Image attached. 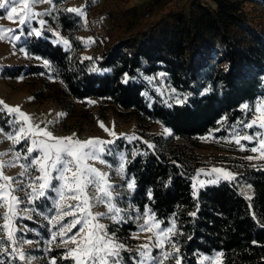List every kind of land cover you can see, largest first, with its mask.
<instances>
[{"label": "trees", "instance_id": "trees-1", "mask_svg": "<svg viewBox=\"0 0 264 264\" xmlns=\"http://www.w3.org/2000/svg\"><path fill=\"white\" fill-rule=\"evenodd\" d=\"M209 1L215 7L193 0L189 13L170 15L158 38L135 36L108 48L99 62L103 74L91 72L89 61L74 58L47 33L25 44L31 56L49 62V69L7 67L2 76H32L40 83L38 99L64 104L94 98L162 123L172 135L153 137V148L140 140L117 143L127 152L126 174L135 181L133 204L142 212L150 208L165 227L176 221L183 234L173 239L183 264H198L201 255L217 252H223V264H264V169L249 168L242 174L253 188L251 201L228 183L208 186L193 196L194 169L173 145L175 137L192 140L221 124L232 126L244 118L242 105L264 96V32L249 21L243 7L248 0ZM58 23L72 46L81 48L74 36L81 28L80 17L65 11ZM158 72L168 74L173 87L186 94L182 104L149 107L145 86L136 78ZM0 124H6L1 115ZM136 230L128 223L119 226L117 234L130 237ZM62 252L54 251L52 257L59 264H71L62 261Z\"/></svg>", "mask_w": 264, "mask_h": 264}, {"label": "rangeland", "instance_id": "rangeland-1", "mask_svg": "<svg viewBox=\"0 0 264 264\" xmlns=\"http://www.w3.org/2000/svg\"><path fill=\"white\" fill-rule=\"evenodd\" d=\"M201 4H208L215 7L209 0H199ZM193 0H53V4L39 3L33 9L42 15L35 16L31 19L29 26L25 29V35L21 36L18 41L7 42L0 40V101L11 107L18 106L20 110L31 118V123L39 125L40 128L47 126V130L52 132L56 137H73L80 141H87L90 138H99L105 141H114L112 144L105 145L108 149H113L111 154H105L102 159L106 163L91 162L92 166L96 167L102 172L108 173L109 180L115 185H124L126 181L132 180L126 174V165L128 162L127 152L120 150L118 141L125 140L126 143H133L137 140L151 143L153 137H164L168 139L171 135L164 132L165 127L162 123L157 121H145L138 115L125 111L117 110L114 106L104 101L90 98L85 101H75L68 99L64 104H60L54 99H38L35 96L36 91L39 90L40 83L29 75H21L17 78L3 77L2 72L7 67H17L24 65L29 67L31 65H41L45 69L50 67L44 66V61L34 58L28 53L26 41L28 38L35 36L34 34L28 35V31L36 29L41 32L39 37H44L47 33L52 35L51 41L57 45H61L65 51L70 52L74 58L81 61H89V70L95 67L97 71H91L97 74H103L105 71L99 67V62L102 60L105 51L108 48H113L123 41L132 39L135 36L144 37L147 35L152 38L160 36V26L163 21L170 15L184 11L189 13L192 8ZM249 21L264 32V0H248L243 5ZM68 8L83 9L85 15L78 16L81 19V28L74 32L75 38L79 41V46H72L70 41L65 37L59 27L58 18ZM51 13L46 14V13ZM75 14V13H73ZM76 15V14H75ZM44 20V24L39 23ZM0 27L11 28L17 30L19 34V23L10 22L3 15V10H0ZM58 34V35H57ZM6 35H12L8 33ZM37 37V36H36ZM63 39H67L71 45L70 48H65L62 43ZM89 40L94 43H87ZM60 41V42H58ZM23 48V51L20 49ZM27 53V55H25ZM91 57L92 59H84ZM163 74V75H161ZM127 80V79H126ZM136 81L145 86L143 97L146 103L151 108L155 103L164 106H172L178 103V100L185 101L187 96L185 93L173 87L169 75L164 72L145 76L142 73L137 75ZM175 90L174 92L172 90ZM264 97V96H263ZM258 98L253 104L259 101ZM91 101V103H89ZM2 107V106H0ZM244 112V118L237 121L232 126L226 128V124H221L219 128L211 133L192 140L175 137L173 140L174 147L180 149L185 153V160L188 165L194 169L192 183L194 184L197 177L196 174L201 170L209 172L213 168H220L230 171L236 176L239 184L235 181L228 182L222 177L216 184L207 183V181L218 176L217 173H212L211 176L201 175L198 179L204 180L206 183L203 186L196 185L197 193L208 186L219 185L221 183H228L235 187L238 192L253 198V188L247 187V183L242 179V174L249 168H263L264 159L259 158V153L251 152L248 149L252 147H259L257 140L252 142L241 140L245 150H241L240 146L229 142L234 139L232 132L235 129L241 130L244 134L251 132L264 131V129H246L244 124L250 122L254 118L252 112ZM63 113V116L58 114ZM1 119L6 121L5 126L0 124L5 132H10L11 127L7 123L12 119V116L7 113H0ZM17 115V114H13ZM103 123L105 127L115 132V136H110L100 126ZM21 123H23L21 121ZM27 127V125H25ZM168 129V128H167ZM170 130V129H169ZM171 131V130H170ZM223 131V134L221 132ZM75 134V135H74ZM129 137H138V139H131ZM42 139V138H37ZM258 139V138H257ZM30 142L25 144L22 140L21 143L13 146L6 137L0 133V153L8 152L10 149L13 151H20L26 153V148L30 147ZM36 155V153H33ZM121 155H123L124 174L123 178L118 173L121 164ZM254 157L249 160L247 157ZM5 161L12 159L11 155L4 156ZM25 163V161H20ZM22 169L20 167H12L4 169V174L16 179L27 180V176H22ZM29 173L34 178L38 173L29 169ZM53 184L59 186V181H52ZM20 187L19 184L14 185ZM27 191V185H24ZM194 191V189H193ZM134 191H129L126 187H120L114 195L120 197L118 206L124 210L129 218L123 223L117 225L108 219H101L99 222L104 224L109 231L114 232L116 238L126 245L127 250L123 251L121 255L126 258V264H134L133 257L137 256L138 250L141 245L148 244L149 251L154 255H159L160 249L152 247L153 241L149 240L153 232H140V225L143 223V213L132 202V195ZM25 202L18 206L17 217L13 221L14 226H18L16 233L17 237L33 241L32 244H24L23 250L31 253L34 257L32 264H50L52 253L54 251H63L71 249V243L64 245L59 244V237L57 241H51L53 231H58V227H54L49 218L56 216L61 217V222L70 224L74 219L73 216H63L62 210H66L68 206L75 205L77 201L70 199L60 200L58 193L52 190L47 193L46 198L41 197L35 201L34 204L26 202L24 192L15 193ZM198 195V194H197ZM248 200V199H247ZM249 201V200H248ZM57 205H60L58 208ZM33 208L35 211H24V209ZM6 211L5 208H0V216ZM94 213L104 212L106 208L103 206H96L92 208ZM28 217H31L30 219ZM135 217V219H133ZM156 218V216H155ZM157 221H159L156 218ZM161 222V221H159ZM4 223L0 220V226ZM133 223L136 225L137 230L132 233L130 237H119L117 229L119 226ZM151 223V221H150ZM161 228H166L161 223ZM80 225L72 228L67 233L68 236L75 233ZM169 227V226H168ZM0 238H5L0 234ZM48 249H51L48 251ZM3 250L0 249V252ZM212 255H201L198 259V264H201L203 257H214ZM71 264L74 262L71 259ZM0 261L5 264H21L18 260H12L9 255H0ZM58 263V258L56 259ZM62 264V263H61ZM165 264H173L171 260L165 261ZM203 264H209L208 260H204ZM223 264V259H222Z\"/></svg>", "mask_w": 264, "mask_h": 264}, {"label": "snow or ice", "instance_id": "snow-or-ice-1", "mask_svg": "<svg viewBox=\"0 0 264 264\" xmlns=\"http://www.w3.org/2000/svg\"><path fill=\"white\" fill-rule=\"evenodd\" d=\"M39 3L53 4V0H0V10H3L6 19L10 22H18L20 25L19 34L15 29L0 27V40L7 42L20 40L21 36L25 35V29L29 26L31 19L42 15L33 10ZM66 11L75 13L78 16L85 15L83 9L68 8ZM46 14L50 15L51 13ZM39 23L43 25L44 20L41 19ZM8 33H12V35H6ZM27 34H34L39 37L41 32L31 29ZM62 43L66 49L71 47L67 39H63ZM87 43H94V41L89 40ZM20 50L23 51V48ZM84 59L91 60L92 58L85 57ZM44 66L50 67L47 60L44 61ZM97 70L95 67L91 68V71ZM124 82L126 83L127 80L125 79ZM177 102L183 103L184 101L178 100ZM0 106H2L0 107V113H7V115L12 116V119L7 121L11 131L5 132L3 128H0V133L13 146L21 143L22 140L25 144L29 142L31 144L30 147L26 148V153H21L18 150L13 151L12 149L0 153V208L6 209L4 214L0 216V220L4 221L3 225L0 226V234L6 237V239L0 238V249L3 250L0 255H9L12 260H18L21 264H32L34 257L31 253L23 250V245L32 244L33 241L17 237L18 226L13 224L14 219L18 218V206L25 202L24 198L15 193L24 192L27 198L26 202L34 204L37 199L46 198L48 192L55 190L61 201L66 198L77 201L75 205H70L66 210H62L63 216L71 215L74 217L70 224L62 223L59 215L49 218L53 226L58 227V231L52 232L51 241H57V237H59L58 246L59 244L67 245L69 243L73 245L71 249H67L62 254V258L65 260L71 259L74 264H126V258L121 255L123 251L127 250L126 245L116 238L114 232L109 231L99 221L106 218L119 225L129 218L127 214H124V210L118 206L120 197L114 195V193L120 187H126L129 191H134L135 181L129 180L124 185H115L109 180L108 173L98 170L89 163V161L106 163L102 157L105 154H111L113 149H108L105 145L112 144L114 141H105L99 138L80 141L73 137H56L47 130V126L40 128L39 125L32 124L31 118L23 113L18 106H8L4 101H0ZM242 110L250 111L254 116L250 122L244 124V128L264 129V97H261L252 106L245 103L242 105ZM58 115L63 116L64 114ZM99 126L110 136L116 135L114 131L105 127L102 122ZM164 132L171 135V131L167 128L164 129ZM232 136L234 139L229 142L239 145L241 150H245L241 140L252 142L256 139L259 147H252L248 150L254 153L258 152L259 158L264 159V131L244 134L241 130L235 129ZM128 139H138V137H129ZM148 147L153 148L154 145L148 143ZM33 153H36V155H33ZM8 155H11L12 159L5 161L3 158ZM247 159L252 160L254 157L249 156ZM22 160L25 163H21ZM121 161L118 173L123 178L125 163L123 155H121ZM12 167H20L22 169L21 175L27 176L28 179H16L5 175L4 169ZM29 169H32L38 175L33 178L29 173ZM212 173H217L218 176L207 181V183L216 184L222 177L230 183L235 181L239 184L236 176L230 171L220 168H213L209 172L201 170L196 174L197 179L193 184V196L198 194L196 185L203 186L206 183L198 178L201 175L211 176ZM53 180L60 182L58 187L52 183ZM16 184H19L20 187H15ZM25 184L30 191L25 189ZM247 187L251 188V185H247ZM149 196H151V193H149ZM246 199L251 201L252 197L246 196ZM96 206H103L106 211L94 213L92 208ZM57 207L59 208L60 205H57ZM24 211H35V209L28 208ZM142 215L144 220L140 225V232H153V229H156L149 240L153 241L152 247L160 249V253L159 255L152 254L149 251L150 246L143 244L140 246L137 256L132 258L134 264H165V261L168 260H171L173 264H183L178 241L173 239L174 236L183 234L179 232L176 221L173 219L171 226L161 228V222L156 220L155 214L150 208H146ZM77 225H80L77 231L68 236L67 233ZM50 250L48 249V251ZM223 255V252H217L214 257L205 256L201 264L204 260H208L209 264H222ZM56 259V257H52L50 264H56ZM0 264H5V262L0 261Z\"/></svg>", "mask_w": 264, "mask_h": 264}]
</instances>
